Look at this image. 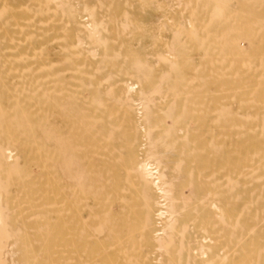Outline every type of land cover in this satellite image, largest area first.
I'll use <instances>...</instances> for the list:
<instances>
[{
	"label": "bare ground",
	"instance_id": "obj_1",
	"mask_svg": "<svg viewBox=\"0 0 264 264\" xmlns=\"http://www.w3.org/2000/svg\"><path fill=\"white\" fill-rule=\"evenodd\" d=\"M0 264H264V0H0Z\"/></svg>",
	"mask_w": 264,
	"mask_h": 264
}]
</instances>
